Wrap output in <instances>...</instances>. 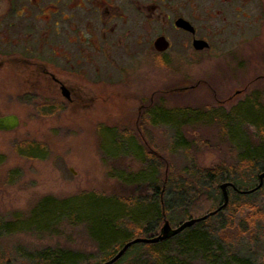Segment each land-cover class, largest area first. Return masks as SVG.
Here are the masks:
<instances>
[{
	"label": "flooded vegetation",
	"instance_id": "flooded-vegetation-1",
	"mask_svg": "<svg viewBox=\"0 0 264 264\" xmlns=\"http://www.w3.org/2000/svg\"><path fill=\"white\" fill-rule=\"evenodd\" d=\"M221 59L224 65H218ZM204 66L234 76L250 67L259 74L255 87L248 80L227 96L220 82L202 80L211 106L198 111L230 118L227 105L248 88L235 104L262 99L264 0H0V72L15 73L16 84L31 86L25 95L32 103L58 112L59 105L73 110L109 99L99 87L129 86L134 73L198 72ZM199 84L167 85L156 93L178 96ZM154 94L133 97L135 113L116 119L111 130L147 140L153 131L170 130L151 118V111L164 108L162 97L152 106Z\"/></svg>",
	"mask_w": 264,
	"mask_h": 264
},
{
	"label": "rangeland",
	"instance_id": "rangeland-1",
	"mask_svg": "<svg viewBox=\"0 0 264 264\" xmlns=\"http://www.w3.org/2000/svg\"><path fill=\"white\" fill-rule=\"evenodd\" d=\"M244 59L240 58L236 61L245 63L242 61ZM217 63L225 64L222 59ZM208 69L209 66H204L198 72L152 70L146 73H134L131 74L129 86L120 85L119 88H112L106 85L102 89L99 87L102 95L106 96L110 93L109 99L85 108L76 107L73 110L66 109L65 105H59V112L51 105L32 103V100L25 95L31 87L29 84L18 85L15 83V73L0 72V115L15 114L20 121L14 130L0 131V224L9 225L7 230L10 231V234L6 232L7 230L4 234L0 231V258L3 254L12 258V263L9 264L14 262L31 264L27 258H24L25 253L21 251L22 248L33 249L40 245L55 246V244L61 245L62 248L64 246H75L82 250L94 248L82 226L62 223L53 234L39 236L32 229H27V232L22 230L19 222L31 219L32 215L35 221H30L28 224L47 225V220L39 217L37 211L49 206L62 208L70 206L73 202L80 203L79 208L84 213L95 211L96 208L119 210V204L113 202L112 195L122 193L121 188L113 178H110L109 172L111 169L116 171L120 167L132 173L139 172L141 164L135 157L142 158L144 149L141 148L140 139L136 136L127 138L123 143L120 142L119 132L111 130L115 120L127 121L138 106L133 97L149 96V92L155 90L152 106L162 97L164 108L151 111L150 115L153 121L157 124L161 123L163 128V120L169 125L170 120L178 119L183 113L182 108L184 110L186 106L192 109L211 106L208 99L211 97V90L203 85L202 80L211 82L215 79L216 82H220L219 85L224 87L219 90L227 96L235 89L244 87L248 80H252L250 84L254 83V77L259 74L251 72L250 67H246L245 70L240 69L243 73L237 74L238 79L237 75L234 76L235 72L230 75L211 72ZM196 81L200 82L196 90L181 91L178 96L156 93L167 85V88H170L178 86L176 84L179 83L191 84ZM255 85L254 83L249 87ZM251 90L252 88H248L245 94L240 93L238 97L232 99L231 104L227 105L226 109L232 107L235 117L231 121L226 119L229 124L228 135L231 133L235 135L229 142L221 140V130L216 123L206 126L192 123L181 128L182 133L186 135L184 140L200 136L206 141L211 139L208 140V146L199 147L197 150L194 148L189 152L175 150L173 127H170L166 133L153 131L154 136L148 137V140L158 150L161 149L160 153L164 152L163 154L177 165L185 164L190 160H196L202 167L221 161L230 163L234 159V150L229 146L235 147L237 154L238 144H243L248 138L244 123L254 119L261 125L264 124V94L262 99L252 101L258 105L256 108L252 107V102L249 101L242 105L235 104L249 95ZM178 110L181 111L177 112ZM243 110L244 116L241 114ZM208 120L210 116L205 115L203 121ZM215 139L222 141V144L219 143L221 148L212 143L213 140L217 141ZM29 141H34L37 145L32 148V153H28L30 157H26L27 154L17 151L16 144ZM116 150H121L123 153L115 156L116 158L108 156L112 152H117ZM256 154L262 153L257 151ZM262 163L263 160L261 165ZM36 205L37 209L30 212ZM49 217H52L51 214ZM175 224L173 226L179 223ZM257 237L256 243H248L250 246L246 245L247 248L242 246L243 243L246 244L245 240H241L242 245H238L241 255L251 256L253 264H259L264 253V230Z\"/></svg>",
	"mask_w": 264,
	"mask_h": 264
},
{
	"label": "trees",
	"instance_id": "trees-1",
	"mask_svg": "<svg viewBox=\"0 0 264 264\" xmlns=\"http://www.w3.org/2000/svg\"><path fill=\"white\" fill-rule=\"evenodd\" d=\"M251 106L258 107L254 102ZM182 111L177 120L169 121V126L174 130L175 150L189 152L192 148L197 150L208 146V140L211 139L206 141L201 136L184 140L186 135L181 128L192 123L203 126L216 123L221 130L222 141L229 142L235 136L233 133L228 135L229 124L226 120L234 119L233 115L224 118L218 111H198L188 106ZM241 114L244 116L245 111ZM205 115H209L210 120L203 121ZM244 126L248 138L243 144H238V153L235 154V147L229 146L234 150L233 161L227 164L221 161L204 167L196 160L177 165L164 152L160 153L161 149L158 150L146 137L139 138L144 149L142 158L135 157L141 164L140 171L132 173L120 167L109 172L110 178L121 188L122 193L112 195L113 202L119 204V210L96 208L95 211L84 213L79 208L81 204L73 202L75 204L62 208L49 206L42 207L39 212L36 210L39 217L47 220V225L28 224L35 221L32 215L31 219L19 222L22 230L27 232V229H32L39 236L53 234L62 223L82 226L95 247L82 250L75 246L62 248L59 244L40 245L33 249L22 248L24 258L31 264H100L111 258L126 241L157 234L164 218L173 225L216 209L223 198L220 184L229 181L236 189L227 187L228 203L220 211L195 222L171 238L155 243L133 244L113 264H253L251 256L241 255L238 245H242L241 240L246 241L242 245L244 248L250 246L248 243H256L257 236L264 230V181L252 193L239 191L256 186L258 175L264 171V124L251 119ZM127 138L128 135L120 132V142L123 143ZM215 140L212 143L221 148L219 143L222 144V141ZM36 145L34 141L19 142L16 149L30 157ZM146 146L153 148L152 151H148ZM116 151L108 156L114 158L123 153L121 150ZM257 151L262 154L257 155ZM35 209L37 205L30 212ZM50 214L52 217H49ZM8 226L1 223L0 231L4 234ZM6 232L10 234L8 230ZM11 259L2 254L0 264L12 263ZM259 264H264V253Z\"/></svg>",
	"mask_w": 264,
	"mask_h": 264
},
{
	"label": "water",
	"instance_id": "water-1",
	"mask_svg": "<svg viewBox=\"0 0 264 264\" xmlns=\"http://www.w3.org/2000/svg\"><path fill=\"white\" fill-rule=\"evenodd\" d=\"M18 124H19V118L15 114H7V115L0 116V131L13 130L18 126ZM263 181H264V171L258 175V183L255 187H253L252 189H249V190H242L239 192L240 193H252V192L256 191L257 189H259L263 185ZM227 187H232L233 189H236L235 186L233 185V183H231L229 181H225V182L221 183L220 189L222 191L223 203L220 206H218L216 209H214L210 212H207L203 216L186 219V220L182 221L180 224H178L177 226H171L169 221L167 219H164L163 223L159 227V231H158L156 236L132 238V239L126 241L121 246V248L111 258L107 259L106 261H104L100 264H113L133 244H136V243H155V242L163 241L165 239H168V238H171V237L177 235L178 233H180L185 228L193 225L195 222L200 221V220H204L207 217L217 213L223 207H225L228 203Z\"/></svg>",
	"mask_w": 264,
	"mask_h": 264
},
{
	"label": "bare ground",
	"instance_id": "bare-ground-1",
	"mask_svg": "<svg viewBox=\"0 0 264 264\" xmlns=\"http://www.w3.org/2000/svg\"><path fill=\"white\" fill-rule=\"evenodd\" d=\"M254 187H255V186H254ZM251 189H252V188H251ZM222 203H223V198H222V202H221V204H222ZM221 204H219L218 206H220ZM218 206H217V207H218ZM217 207H216V208H217ZM223 208H224V207H223ZM202 216H203V215H202ZM199 217H200V216H199ZM164 219H166V218H164ZM164 219H163V220H164ZM185 220H186V219H185ZM183 221H184V220H183ZM180 223H181V222H180ZM180 223H179V224H180ZM176 226H177V225H176ZM156 235H157V234H155V235H153V236H150V237H154V236H156Z\"/></svg>",
	"mask_w": 264,
	"mask_h": 264
}]
</instances>
